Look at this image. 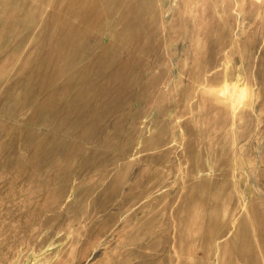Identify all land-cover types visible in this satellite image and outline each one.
<instances>
[{
	"label": "rangeland",
	"instance_id": "374dc122",
	"mask_svg": "<svg viewBox=\"0 0 264 264\" xmlns=\"http://www.w3.org/2000/svg\"><path fill=\"white\" fill-rule=\"evenodd\" d=\"M264 264V0H0V264Z\"/></svg>",
	"mask_w": 264,
	"mask_h": 264
},
{
	"label": "bare ground",
	"instance_id": "6f19581e",
	"mask_svg": "<svg viewBox=\"0 0 264 264\" xmlns=\"http://www.w3.org/2000/svg\"><path fill=\"white\" fill-rule=\"evenodd\" d=\"M228 264H233V261H229Z\"/></svg>",
	"mask_w": 264,
	"mask_h": 264
}]
</instances>
